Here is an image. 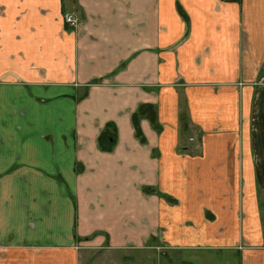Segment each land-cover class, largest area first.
Wrapping results in <instances>:
<instances>
[{
	"label": "crops",
	"instance_id": "obj_1",
	"mask_svg": "<svg viewBox=\"0 0 264 264\" xmlns=\"http://www.w3.org/2000/svg\"><path fill=\"white\" fill-rule=\"evenodd\" d=\"M197 252L264 264V0H0V264Z\"/></svg>",
	"mask_w": 264,
	"mask_h": 264
},
{
	"label": "rangeland",
	"instance_id": "obj_2",
	"mask_svg": "<svg viewBox=\"0 0 264 264\" xmlns=\"http://www.w3.org/2000/svg\"><path fill=\"white\" fill-rule=\"evenodd\" d=\"M207 254V253H206ZM204 255V253H192L190 255V257H187V259H190L189 261H191L192 264H204V261L207 259L206 256H202ZM105 258V257H104ZM218 258V257H217ZM109 261H105V262H101V261H97V262H94L93 264H111V262L107 263ZM208 264H219L220 262H216V263H210V262H207Z\"/></svg>",
	"mask_w": 264,
	"mask_h": 264
},
{
	"label": "built area",
	"instance_id": "obj_3",
	"mask_svg": "<svg viewBox=\"0 0 264 264\" xmlns=\"http://www.w3.org/2000/svg\"><path fill=\"white\" fill-rule=\"evenodd\" d=\"M64 22L66 26L71 28H77L79 26V20L75 14L66 15L64 18Z\"/></svg>",
	"mask_w": 264,
	"mask_h": 264
}]
</instances>
